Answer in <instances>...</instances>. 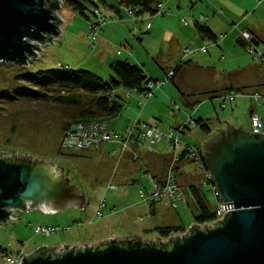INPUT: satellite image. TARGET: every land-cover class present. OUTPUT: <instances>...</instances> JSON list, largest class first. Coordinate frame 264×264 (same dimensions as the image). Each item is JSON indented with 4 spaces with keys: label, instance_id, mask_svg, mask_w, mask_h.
<instances>
[{
    "label": "rangeland",
    "instance_id": "rangeland-1",
    "mask_svg": "<svg viewBox=\"0 0 264 264\" xmlns=\"http://www.w3.org/2000/svg\"><path fill=\"white\" fill-rule=\"evenodd\" d=\"M65 1L61 3V10L58 12V16L63 21L61 35L59 38L53 39V42L43 46V48L41 46L42 51L39 58L30 61L27 67L16 64H0V152L2 156L6 157H12L13 155L31 156L32 159L36 160L53 161L59 166V170L63 168V172L69 178L71 184L76 186L82 195L84 194L87 202L83 210L72 207L57 214H45L36 210L14 212L11 217L12 221L9 220L6 224H0V247L8 253H17L24 249L27 255H32L41 246L61 248V246L71 245V247H74L76 245L82 247L85 244L92 246L102 242L99 234L108 221H104L105 219L100 222L97 221L96 209H98L97 207L101 202L107 204L104 214L110 209L114 211L112 207H116L117 215L119 214L114 222L115 225H113L116 227L114 238H124L133 233H140V230L139 237L142 240H156L153 238V234H146L142 232V229L162 222L165 225H182L186 230L189 229L194 224V214L196 213L195 201L190 188H188L191 183L203 186L202 191L206 201L213 209H216L219 205L211 186L207 185L205 181L204 173L198 167L189 162L190 164L185 166L183 170L184 176L190 174L193 182L188 180L187 177L180 179V184L188 189L185 192L183 191L185 201L179 204L178 209L174 210L160 203L158 204L159 213L157 216H153L140 197L141 190L148 191L151 188L149 177L141 172L136 175L135 184H117L115 182L119 191H108L113 179H120L117 172L121 174L122 170H125V166L118 165L117 160L107 154L105 156L98 150L62 149L61 129L64 125L63 118L65 114H71V111L25 100L19 95L24 92L23 89L28 85L25 81L19 80V77L56 70L59 69V65H63L72 70L90 71L108 82L112 75L109 69L111 63L127 61L132 65L137 64L135 65L137 67L144 68V65V71L149 79L162 82L163 79L160 76L154 75L161 74L165 76L166 70H162V64L166 63L174 50L171 41L162 34L163 29L164 27L177 29V22L183 25L185 20L192 18L190 14L192 6L188 5V8H185L182 11L183 13L178 15L176 13L178 10H174V6L180 0L176 4H172L169 0H158V2L168 4L170 8H173V14L157 15V18L153 21H149L148 17L144 21H138L125 10L123 11L118 3L113 0H106V3H102L100 0H92L102 10L103 16L105 15L107 28L109 26L112 32L117 35V39L112 44L116 47H110V54L115 50L118 51L121 44L125 49L128 48L129 53L131 49L133 51L130 56L126 54L123 57L115 58V60L109 55V59L102 63L98 56V49L93 51L92 44H94V41H91L92 38L90 40L85 39L82 35L83 32L88 31L86 19L75 13L68 4L64 3ZM240 4H243L245 8L248 1L236 0L232 7L233 16L234 14L238 15L241 9ZM90 8L92 7L90 6ZM117 10L122 14L121 17H118ZM70 16H73L74 19H71ZM262 18L264 20V17ZM102 28H100V32ZM262 49H264L263 46ZM121 52H124V49ZM93 64H96L98 68L92 66ZM128 100L133 108L131 110L130 108L126 109L119 117L109 122L110 130L115 134H125L138 119L142 122L141 124H150V120L153 119L164 129H168L169 126L173 127L183 117L179 114L177 106L182 111L187 112V118L193 117L197 120L200 118L211 125L215 122L213 121L215 112L221 113L220 117L223 122L230 111V108L224 111L220 108L219 99L204 100L197 111L186 108L181 101V94L176 90L172 81L164 84L157 95L155 104L148 109L145 106L141 114L138 111V105L136 106L130 98ZM241 107L238 113L240 116L238 125L247 130L249 129L247 114L244 116L241 114L246 113L249 102H245V105ZM200 136L203 135L198 127L195 131L183 135L181 141L183 144L202 150L203 144L198 140ZM165 141L168 142V140ZM145 148L149 152L154 151H150L148 147ZM135 149H133L134 152H126L134 164L139 163V155ZM141 170L148 171L146 167H141ZM167 170H165V175ZM152 176L155 178L154 175ZM140 217L143 218L142 222ZM76 221L78 226H74ZM108 223L113 222L109 221ZM32 226H54L59 227L61 230L46 238L43 235L36 234ZM68 227H71L70 230ZM126 229H130L128 232L130 234H125ZM0 264H5L1 251Z\"/></svg>",
    "mask_w": 264,
    "mask_h": 264
},
{
    "label": "water",
    "instance_id": "water-1",
    "mask_svg": "<svg viewBox=\"0 0 264 264\" xmlns=\"http://www.w3.org/2000/svg\"><path fill=\"white\" fill-rule=\"evenodd\" d=\"M61 1L0 0V64L27 67L41 46L60 37ZM225 123L202 153L225 210L234 208L222 220L204 227L192 224L167 240L135 235L92 246H41L22 264H264V134ZM1 155L0 224L16 211L57 214L85 208L84 194L53 161Z\"/></svg>",
    "mask_w": 264,
    "mask_h": 264
},
{
    "label": "crops",
    "instance_id": "crops-1",
    "mask_svg": "<svg viewBox=\"0 0 264 264\" xmlns=\"http://www.w3.org/2000/svg\"><path fill=\"white\" fill-rule=\"evenodd\" d=\"M247 1L248 4L245 6V8L243 4H240L239 7L241 9L238 12V15L234 14V16L232 13V7L234 2L236 3V0H180L178 4H176L177 2H175L174 4H176V6H174V10L175 9L178 10V12H176L178 15L183 13L182 11H184L185 8H188V5L192 6V10L190 13L192 18H190L189 20L188 19L185 20L183 25L177 22V29L176 28L168 29V27H164L163 29L162 34H164L165 37L171 41V44L173 45L172 49H174L171 52V55L167 59L166 63L162 64V70H166L165 76H162L161 74L154 75V76H160L163 79V81L158 82L156 80L160 86L159 88L153 91L152 96L149 98H141L140 95L135 92L118 90L116 94L125 98L126 100V105L123 111H125L128 108H130V110L133 108L128 100V98H130V100L134 102L136 106L138 105L137 108L141 114L145 106L148 109L150 106H153L155 104V102L157 101V95L162 90L164 84H166L169 81L172 82L174 81L178 86L176 87L174 85L176 90L181 94V101L183 102V105L188 109L190 108L192 110L194 109L195 111H197L200 107V104H202L204 100L213 101L215 99H219L220 100L219 106L223 111L230 108L229 114L225 116V121L228 122L234 129L241 128L242 131L250 133L251 116L253 113H257L258 115H260L264 123V107L261 108L255 107L250 98L251 92L256 90L259 91L264 90V71L262 66L257 61H254L250 57L247 51L248 45L245 44L241 38L243 32H250L253 38L258 42L259 44L258 48L264 51V49H262V46L264 48V25H263L264 20L262 18L264 17V1L261 4H259L256 0H247ZM154 2L155 4L157 3L162 4L158 2V0H154ZM205 4L206 6H204ZM166 6L167 9L170 11L168 14L172 15L174 11L173 8H170L168 4ZM100 11L102 13V10ZM116 13L118 17H121L122 14L118 12V10ZM146 17L149 18V21H153L155 18H157V15L152 17L147 14L138 21H144ZM70 18L74 19L73 16H70ZM200 18H204V21L201 22ZM86 21L88 23V31L83 32L82 35L84 36L85 39L90 40L91 39L89 37L90 22L88 21V19H86ZM197 24L209 28L216 37L215 42L204 41L197 32V27H196ZM115 39H117V35L112 32V29H110L109 26L107 28V23L106 25L103 26L102 31L101 32L99 31L96 38L91 39V41H94V44H92V46L94 47L93 51H96L98 49L97 51L98 56L100 57L102 63L103 62L105 63V61L109 59V55L112 59L115 60V58L123 57L126 54L127 56L133 54L132 49L129 53L127 51L128 48L125 49L123 44L120 45L121 48L118 51L115 50L112 52V54H110V47L115 46L112 45ZM203 48H206V52L201 51ZM123 49L124 52H121ZM187 49H189L191 53L186 54L185 50ZM135 65L137 64H134V66ZM92 66L98 68L96 67L97 66L96 64H93ZM179 66L182 67L180 74L176 75V77H173L172 79L174 80L168 79L169 72L174 71ZM143 67L145 68L144 65ZM144 68L142 69L144 70ZM238 90L241 92L240 95H238L236 98L232 100L226 98V95L229 92L232 91L238 92ZM245 102H249V108H247L248 110L246 111V113L241 115L244 116L247 114V122H248L247 126H249V129L247 130H244V127L238 125V120L240 118L238 113L239 110L242 108L241 106L245 105ZM223 104H225L224 107H222ZM177 107L179 114H181V116L183 117L181 121L180 120L177 121L173 127L169 126L168 129H164L163 127L158 125L157 121L151 118H150L151 119L150 124H146V125L157 124L163 132H167L170 129H176L182 126L189 118L194 119L193 117L187 118V112L182 111L179 106ZM220 115H221L220 112H215V117L213 118L214 119L213 121H215L214 124L211 125L208 123L209 127L213 131L214 130L217 131L220 128L224 129L227 127V123H225V121L222 122ZM137 121L140 122L139 119ZM132 127L133 124L125 134H127ZM197 128L198 126L195 129ZM195 129L189 130L185 132L183 135L185 134L187 135L191 131H195ZM108 131L115 134L113 131L110 130L109 122H108ZM200 131L203 136L198 137V140L202 142L204 147V143L208 141V135L201 129ZM140 135L141 133L139 131H133L134 137L138 138ZM183 135L181 136V139ZM187 146H191V145L182 143V147L178 151V153L180 155H183L185 153V149ZM145 147H147V144H140L135 149V151H137L139 155V161H138L139 163L136 164H134L131 161L127 153L122 152L120 144L117 142L107 143L102 148L98 149V151L100 153H103L105 156L107 154L109 157H113L114 160H117L119 162L118 165L120 164L121 166H125V170H122L121 174L117 172V175H119L120 179L118 180L113 179V183L111 185H116L118 187L117 184L119 183L135 184L136 175L141 172H144L146 176H148L147 174L154 175L155 178L157 179L164 178L165 170H167L166 168L173 156L169 142L167 141L162 142V144L156 147L152 152H149ZM202 153H203V149H202ZM189 164H190L189 161H186L185 159L180 164L179 167L180 169L178 173V182L182 177L185 178L187 177L188 180L193 179L190 174L188 175L186 174V176H184L185 173L183 170L185 169V166ZM141 167H146L148 171L141 170ZM124 172L126 173L123 174ZM202 172L204 173V171ZM115 182H117V184H115ZM179 185L182 189V192L183 191L185 192L188 188L192 186L201 187V185L199 184L197 185V183L196 184L191 183L188 188L182 186L180 182ZM117 191H119V189ZM158 204L160 203H156L153 206L148 207L150 214H152L153 216H157V214L159 213ZM162 204L167 207H170L164 203ZM106 208H107V204L103 209L102 219L100 220L97 219V221L100 222L103 219H105L104 221H108V222L112 221L113 223H108V222L105 223L104 229L99 234L100 240L102 241H104L106 238L109 239L115 237L116 227L113 225H115L114 222L117 220L116 218L119 215V214L117 215L116 207H112L114 211L110 209L106 214H104V210ZM77 223H78L77 221L74 222V226H78ZM166 226L180 227L182 225H165L162 222L156 225H150L148 227H145L142 229V232L146 234L148 233L153 234L154 235L153 238L157 239V237L159 238V235L157 234L156 230L160 227H166ZM126 230H125L126 231L125 234H130L128 233L130 229H126ZM139 232L141 233L140 230ZM140 233H133L129 236L136 235L139 237ZM22 247L24 248V246Z\"/></svg>",
    "mask_w": 264,
    "mask_h": 264
},
{
    "label": "trees",
    "instance_id": "trees-1",
    "mask_svg": "<svg viewBox=\"0 0 264 264\" xmlns=\"http://www.w3.org/2000/svg\"><path fill=\"white\" fill-rule=\"evenodd\" d=\"M100 1L106 3V0ZM113 1L118 3L122 10L126 8L139 9L136 17L147 14L152 17L158 15L155 6L159 3L155 4L154 0ZM64 3L68 4L75 13L88 19L89 22H92L94 11L96 9L100 10L97 3L92 0H66ZM196 27L198 34L204 41L215 42L216 37L209 28L199 24ZM254 42L257 46L259 45L255 39ZM110 69L112 76L108 82L90 71L83 69L72 70L64 66L56 70L40 72L35 75H21L19 80L25 81L28 86L23 89L24 92L20 93L19 96L32 103H40L71 111V114H65L63 118L64 125L61 129L62 143L63 138L70 129L79 122H110L119 117L124 110L126 100L116 94L118 90L135 92L142 95L149 93V83H157V81L150 80L142 68L134 66L127 61L114 62L111 64ZM181 70V66L177 67L173 71V77L180 74ZM174 85L178 87L175 82ZM238 92L240 93L241 91L238 90ZM195 122L208 136L212 134L213 130L209 127L207 121L199 119L195 120ZM197 149L200 151L202 157V150ZM183 157L184 154L182 155L180 163L184 160ZM190 190L196 205L194 223L198 226H206L215 222L217 220L216 212L218 207L213 209L208 204L202 191L203 188L192 186ZM185 230L186 228L183 226H166L158 228L156 232L159 237L168 239L173 235L185 233ZM0 251L3 254L6 253L2 247H0Z\"/></svg>",
    "mask_w": 264,
    "mask_h": 264
},
{
    "label": "built area",
    "instance_id": "built-area-1",
    "mask_svg": "<svg viewBox=\"0 0 264 264\" xmlns=\"http://www.w3.org/2000/svg\"><path fill=\"white\" fill-rule=\"evenodd\" d=\"M172 3L178 2L179 0H169ZM259 4H261L264 0H256ZM63 3V1H61ZM60 3V4H61ZM156 12L158 15L168 14L170 11L167 9L165 4H157L155 6ZM125 11L136 20H140L143 18L136 17V13L139 9L129 8L125 9ZM94 15L92 16V22H90L89 27V37L95 39L99 33L101 27L106 24V18L100 12V10L96 9L94 11ZM200 21H204V18H200ZM186 24V22H185ZM222 38V37H221ZM242 40L245 44L248 45V54L250 57L257 61L263 68L264 71V51L259 49L256 43L254 42V38L250 32L242 33ZM43 48V46H42ZM41 48V50H42ZM202 52H206V48L201 50ZM41 51H37L38 58L40 56ZM186 54L191 53L189 49L185 50ZM37 59V58H36ZM31 59L30 61H32ZM29 61V62H30ZM59 67H62L60 65ZM174 76V72H169L168 79H171ZM159 83H149L148 89L149 93L140 95L141 98H149L152 96L153 91L159 88ZM238 95H240L237 91L229 92L226 95L227 99H234ZM250 98L255 107L261 108L264 107V90H256L250 93ZM223 104L222 107H224ZM197 127L195 120L192 118L187 119V121L176 129H170L167 132H163L161 128L157 124L146 125L141 124L136 121L133 127L129 130L127 134H113L108 131V123L105 121H90V122H79L63 138L61 147L64 150H76V151H90V150H98L102 148L104 145L110 142H117L120 144L122 152H134L133 149L137 148L140 144H147L148 149L154 150V148L158 147L165 140H168L170 148L172 150V158L167 170V174L165 177L161 179L154 178L152 175L147 174L149 179L151 180V189L149 191L142 190L140 192V197L143 200L145 206L150 207L156 203H164L170 206L172 209L177 210L179 204L185 201L184 194L178 182V173L179 166L182 160V155L178 153V151L182 147L181 136L188 130H193ZM133 131H139L141 135L136 138L133 136ZM251 134L260 133L264 134V123L262 118L257 113H253L251 116ZM136 146V147H135ZM2 156V155H1ZM6 157V156H3ZM137 157V156H135ZM186 161L192 162L196 167H198L201 171H204V178L207 185L211 186L212 191L214 192L217 199L219 198V205L217 208V220L209 225H214L219 220H222L224 216L234 210L228 209L225 210V204L217 189L212 184V178L210 173L205 169V164L200 155V151L193 147L187 146L185 149L184 157ZM203 188V186H201ZM118 187L116 185H110L108 187V191H117ZM106 206L105 202H101L97 212L96 217L98 219H102L103 217V209ZM143 218H140L142 221ZM204 227V226H201ZM35 233L39 235H43L46 238L51 237L53 234L57 233L61 229L54 226H37L33 227ZM70 230V228L68 227ZM68 229H65L66 231ZM24 256L28 257L26 251L21 249L17 253H4L3 258L5 260V264H22L24 261Z\"/></svg>",
    "mask_w": 264,
    "mask_h": 264
}]
</instances>
